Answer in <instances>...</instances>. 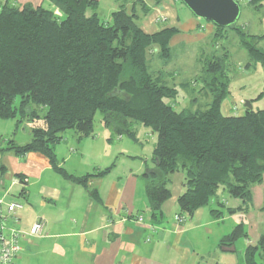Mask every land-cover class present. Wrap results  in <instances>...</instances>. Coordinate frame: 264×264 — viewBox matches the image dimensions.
Wrapping results in <instances>:
<instances>
[{"label":"trees","instance_id":"1","mask_svg":"<svg viewBox=\"0 0 264 264\" xmlns=\"http://www.w3.org/2000/svg\"><path fill=\"white\" fill-rule=\"evenodd\" d=\"M48 1L54 9L0 0V119L14 121L16 129L31 127L30 142L18 145L11 140L0 152L42 154L65 178L86 185L113 167L75 178L58 167L55 148L67 131L80 139L91 137L100 112L105 126L121 134L136 135L132 121L157 135L155 165L143 175L149 212L145 217L151 224L162 220V207L172 196L169 177L180 170L186 174V190L178 198L180 216L192 218L221 191L239 205L220 200L214 217L247 212L253 187L264 181V109L224 112L231 96L228 59L213 57L203 65L201 92L210 97L205 108L177 110L179 90L164 81L163 72L150 71L148 54L159 51L161 59H169L170 41L178 29L148 34L138 24L137 8L129 14L124 4L103 20L98 0ZM236 1H248L256 10L263 6V0ZM141 2L146 14L149 9ZM218 29L237 31L253 62L264 67V50L258 47L264 36H252L238 24ZM39 112L44 115L39 117ZM245 237L240 225L221 245L233 247ZM245 264H264V233L246 249Z\"/></svg>","mask_w":264,"mask_h":264},{"label":"crops","instance_id":"2","mask_svg":"<svg viewBox=\"0 0 264 264\" xmlns=\"http://www.w3.org/2000/svg\"><path fill=\"white\" fill-rule=\"evenodd\" d=\"M47 1L14 0L17 5L30 3L51 9L45 6ZM98 1L100 4L103 0ZM120 5L116 0L111 15ZM247 5L256 12L261 9L264 12V0L260 10L248 1ZM263 20L264 14L262 25ZM190 25L191 30H205L200 35L210 34L213 29L212 26L204 29L198 20H192ZM248 33L264 36V33ZM226 112L230 113V109ZM6 122L0 119L3 132L6 129L1 127ZM3 132L0 139L6 134ZM113 132L93 133L84 139L74 133L56 146L58 167L75 178L113 167L104 176L92 177L86 185L65 178L42 154L31 152L18 156L0 152V199L3 200L0 227L1 216L7 215V206L12 202L23 205L18 215L19 228L24 232L28 234L36 222L44 224L41 236L26 234L22 238L17 264H239V261L245 264L246 249L255 245L264 233V181L253 187V201L247 212L234 215L225 212L219 218L214 217L212 211L218 208L220 200L227 206L239 205L222 194L192 218L184 216L186 221L181 224L176 217L180 216L178 198L186 190V174L180 170L169 177L172 196L162 207V220L156 225L147 220L140 225L137 217L149 216L143 175L155 165L153 150L157 138L154 135L148 158V155L128 154L124 149L127 145H122L126 143V134ZM126 136L134 147L146 150L137 135ZM5 141H0V150H5ZM240 225L247 237L241 238L243 241L238 245L223 247L222 240ZM7 227H12L10 220Z\"/></svg>","mask_w":264,"mask_h":264},{"label":"rangeland","instance_id":"3","mask_svg":"<svg viewBox=\"0 0 264 264\" xmlns=\"http://www.w3.org/2000/svg\"><path fill=\"white\" fill-rule=\"evenodd\" d=\"M144 2L149 9L146 14L141 9L143 8L141 0L120 1L121 4H124L129 14L135 13V9L137 8V14L139 15L138 24L144 32L154 34L166 28H176L180 31L170 41L171 52L169 59H161L157 54L160 53L159 51L148 54L150 71L157 75L163 72L164 81L169 86L179 90V96L175 103L177 110L190 107L194 110L199 109V107L205 108V105L210 102L209 95L206 92H201V88L204 78L203 65L206 60H211L213 57H225L224 59H228L227 70L230 77H232L230 86L231 96L223 106L224 112L235 115L243 114L247 101H254L253 103L251 102L254 110L264 109V96L260 100L258 99L264 93V67L261 64L253 62L248 52L240 44L241 39L237 31H224L206 20L197 18L181 0H144ZM115 3L116 0L101 1L98 13L103 20L109 19L112 12L111 9H113ZM240 4L241 16L237 24L241 26V30L256 34L264 33L262 32L264 30V20L263 25L261 23L264 14L263 9L256 12L252 7L250 8L247 5V1H240ZM45 6L54 9V6L48 1L45 3ZM88 13L90 14V12ZM56 14H58V11H56ZM192 20L201 22L204 29L207 26H212V32L207 35H200V32L203 33L205 30H191L190 22ZM252 41V44L255 43L254 40ZM259 47L264 48V42H261ZM248 63L253 66L247 67ZM193 100L195 101L194 105H192L194 103L192 102ZM227 108L230 109V113H228L229 110L226 112ZM39 114V117H41L44 115V112H39ZM13 122L12 120H8L4 123L5 127H1L6 129L4 132L0 130V134L2 132L6 133L3 139H0V141L6 140L3 142V145L8 144L7 141L11 140L18 145H25L30 142L31 127L28 124H24L19 129H16L13 125L15 122ZM37 124L40 125V120ZM130 125L132 131L144 144L146 150L141 151L139 147H134L135 145L131 143L126 134L124 137L126 143L122 144L127 145L124 148L125 151L134 156L148 155L147 157L149 158L151 155L149 150L151 151V145L154 144L152 131L140 123L130 121ZM112 130L117 132L116 128L109 129L105 126L103 114L98 112L95 119V135L107 131L111 132ZM74 133L73 131H67L64 133V136L67 137ZM155 136L157 138L156 134ZM113 137L117 140V135ZM222 194H226V198H229L226 192L221 191L220 195ZM204 212L206 211L204 210ZM228 230L230 229L228 228ZM241 241L243 240L238 241L236 245ZM239 264H244V261L241 263L239 261Z\"/></svg>","mask_w":264,"mask_h":264},{"label":"built area","instance_id":"4","mask_svg":"<svg viewBox=\"0 0 264 264\" xmlns=\"http://www.w3.org/2000/svg\"><path fill=\"white\" fill-rule=\"evenodd\" d=\"M3 200L0 199V205ZM23 208V205L18 202H12L7 206V215L1 216L2 225L0 227V264H17L16 260L19 253L22 251L21 240L27 234L19 228L21 217L18 211ZM10 220L12 227H7V221ZM176 220L179 223H185L184 216H177ZM145 216H138L137 223L140 225L146 224ZM44 229L42 222H36L27 235L39 237Z\"/></svg>","mask_w":264,"mask_h":264},{"label":"water","instance_id":"5","mask_svg":"<svg viewBox=\"0 0 264 264\" xmlns=\"http://www.w3.org/2000/svg\"><path fill=\"white\" fill-rule=\"evenodd\" d=\"M199 19L209 21L220 28L234 27L241 16V5L236 0H181ZM245 108L253 109L247 101Z\"/></svg>","mask_w":264,"mask_h":264}]
</instances>
